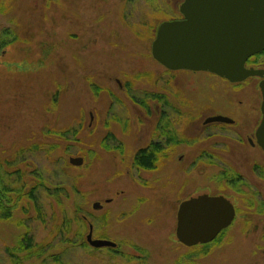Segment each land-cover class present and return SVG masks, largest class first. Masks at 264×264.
Listing matches in <instances>:
<instances>
[{"label":"rangeland","instance_id":"374dc122","mask_svg":"<svg viewBox=\"0 0 264 264\" xmlns=\"http://www.w3.org/2000/svg\"><path fill=\"white\" fill-rule=\"evenodd\" d=\"M183 1L0 0V188L8 184L12 210L0 219V264H13L6 247L27 231L48 252L22 264H264V153L225 139L235 125L202 124L225 114L239 133L253 132L262 118L260 81L171 72L154 60L157 27L179 17ZM251 65L263 68L264 53ZM146 72L153 75L135 77ZM157 107L168 118L167 137ZM170 135L179 143L170 140L172 154L158 169L136 166L139 149ZM75 156L84 165H71ZM25 182L27 192L36 188L41 212L17 193ZM205 193L227 196L239 211L193 263L202 251L179 242L176 212ZM84 217L95 238L117 247L60 241L68 220L66 236L76 240Z\"/></svg>","mask_w":264,"mask_h":264},{"label":"water","instance_id":"95a60500","mask_svg":"<svg viewBox=\"0 0 264 264\" xmlns=\"http://www.w3.org/2000/svg\"><path fill=\"white\" fill-rule=\"evenodd\" d=\"M179 11L181 19L159 26L152 42L154 59L172 71L211 72L230 83L258 77L263 119L255 135L264 151V68L246 66L252 56L264 51V0H184ZM212 122L233 120L218 115L205 123ZM83 161L82 157L70 159L74 166H82ZM92 206L95 210L103 207L100 201ZM235 217L236 210L229 198L208 193L194 196L179 204L175 234L185 246L207 244L227 229ZM90 228L87 239L91 246L98 249L117 246L113 240L92 238Z\"/></svg>","mask_w":264,"mask_h":264},{"label":"trees","instance_id":"16d2710c","mask_svg":"<svg viewBox=\"0 0 264 264\" xmlns=\"http://www.w3.org/2000/svg\"><path fill=\"white\" fill-rule=\"evenodd\" d=\"M172 19H175V18H172ZM260 56H262V55H258L257 57H260ZM252 63H260V61L254 60V62H252ZM167 71H169V70H167ZM146 75L151 76V75H153V73L146 72L145 74L137 75L135 77L137 79H141V78L145 77ZM132 86H133V82H129L128 95L131 99L136 101L137 97L135 98L133 96L134 94H133V87ZM94 89L97 92H99V90H100L97 86H95ZM140 104L143 105L142 107L146 111L150 110V108L148 107L149 105H148L147 99H144V101L140 102ZM108 136H113V135L109 134ZM168 139H170L173 142L171 145H175V143H177V144L179 143L171 135ZM167 148L168 147H165L164 144L161 142L160 143L152 142L148 146L139 149V152L136 153V155L134 157V162L138 168H142V169H145L147 171L158 169L159 165L161 164V161H164L163 158H164V156H166V153L168 152ZM26 185H27V182L23 183V185L21 187H17V189H16L17 193L20 196H21V194L23 196L26 195L30 199V201L34 203L38 212H41L42 211L41 204H40L39 198L37 197L36 188L30 187L31 189L27 192L26 191V189H27ZM9 191H10V189H8V184L3 185L2 189L0 188V210L2 211V214H0V219H2V220L3 219H9L12 217V210L6 205V201L4 200L6 193H8ZM8 203H10V201ZM86 224H89V226L86 227ZM90 225H93V224L89 223L88 218H86V217L81 218L80 229L76 232V237H75L76 240H73V239L69 238V235L66 236L67 231L70 232V229H69L70 228V222L68 220V222L66 224H64V226H65L64 231L66 233L63 232L66 237L64 236V238H63L64 240H60V241H65V242L70 241L71 243L75 244L78 242L77 240H81L82 242H84L83 243L84 245L88 246L89 245L88 241L86 242V240L84 239V229H88L90 227ZM93 228H94V226H93ZM94 230H95V228H94ZM89 231H90V228H89ZM223 235H224V233L221 234L217 238L216 242H218ZM210 247H211L210 243H207L205 245L200 244V245H196V246L192 247V249H194V250H197V248H199L202 251L201 253L197 252L199 254H198L196 260L192 261V262L196 263L198 258L207 255V252L209 251ZM47 250H48V248H45L41 242L34 240V236L31 233V231L25 232V234H23L18 239L15 247H13V248L6 247V253H8L9 259L13 264H22V262L27 260V259H33V258L45 256L48 252ZM20 254H25V255L21 256ZM186 255H189V252H187ZM56 261H58V260H56Z\"/></svg>","mask_w":264,"mask_h":264},{"label":"flooded vegetation","instance_id":"af4514ba","mask_svg":"<svg viewBox=\"0 0 264 264\" xmlns=\"http://www.w3.org/2000/svg\"><path fill=\"white\" fill-rule=\"evenodd\" d=\"M181 16H179V18H180ZM4 54H6V52L4 53ZM253 58H255V57H253ZM252 58V59H253ZM163 96V95H162ZM163 99H165L166 100V98L165 97H162ZM261 108V107H260ZM148 111H150V110H147V111H145L144 113H146V112H148ZM158 112H160V114H161V118H164V120H163V122L161 123V125H160V128L161 129H164V132L166 133V137L168 136V133H169V128L167 127V124H166V127H164V121L167 123V116H164V117H162L163 115H162V112H161V110H160V107H157V113ZM216 115H219V114H216ZM223 115V114H222ZM221 115V116H222ZM213 116V115H212ZM212 116H209V117H212ZM224 116H228V115H225L224 114ZM229 118H230V116H228ZM262 118H263V115H262ZM262 118L260 119V121L258 122V123H256L257 125H256V127H255V129H254V131L253 132H245L244 133V135L242 134V132H238V130L240 129V123L239 122H237V120H235L234 118L232 119L233 120V122L232 123H225V124H230V125H235V127H237V129L233 132V133H231V134H228V135H225V134H223V136L225 137V139H227V140H229V139H231L232 141H234V140H237L240 144H247L248 146H250V147H252L253 149H256V148H260L261 150H262V148L257 144V137H256V135H255V133H256V130H257V128L261 125L260 123H261V121H262ZM207 119V118H206ZM205 119V120H206ZM205 120L204 121H202V124L203 125H206L207 127H209V125H212V124H207V123H205ZM208 132H211V130L209 129L208 130ZM212 133V132H211ZM211 136H213V135H208V138H211ZM225 139L223 140V142H222V144L221 145H224V143H225V145L227 144L226 142H224L225 141ZM161 143H162V141H160ZM160 142H158V143H160ZM170 139L168 140V142L166 143V144H164V146L165 147H170ZM226 146H228V145H226ZM229 147V146H228ZM171 149V148H170ZM263 151V150H262ZM263 153H264V151H263ZM171 152L169 151V153L166 155V156H164V158L165 157H170L171 156ZM163 158V159H164ZM234 206H235V210H236V217H235V219L233 220L234 222L232 223V225L236 222V219H237V216H238V207H237V205H235L234 204ZM232 225H230L229 227H231ZM228 227V228H229ZM228 229H226V230H224V232L222 231V234L223 233H226L225 231H227ZM221 235V234H220ZM218 238V237H217ZM217 240V239H216ZM216 240L215 241H213V242H210V244H211V247L210 248H212L215 244H217L216 243Z\"/></svg>","mask_w":264,"mask_h":264}]
</instances>
